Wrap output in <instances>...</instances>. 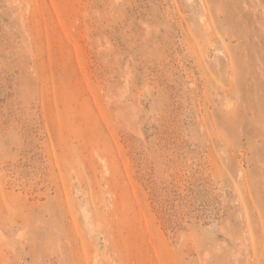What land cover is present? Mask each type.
I'll list each match as a JSON object with an SVG mask.
<instances>
[{"label":"rangeland","instance_id":"374dc122","mask_svg":"<svg viewBox=\"0 0 264 264\" xmlns=\"http://www.w3.org/2000/svg\"><path fill=\"white\" fill-rule=\"evenodd\" d=\"M0 264H264V0H0Z\"/></svg>","mask_w":264,"mask_h":264}]
</instances>
